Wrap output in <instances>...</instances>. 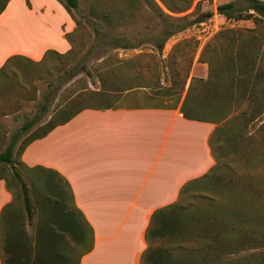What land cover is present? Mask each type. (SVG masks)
<instances>
[{"label": "trees", "instance_id": "obj_1", "mask_svg": "<svg viewBox=\"0 0 264 264\" xmlns=\"http://www.w3.org/2000/svg\"><path fill=\"white\" fill-rule=\"evenodd\" d=\"M9 1L0 0V14ZM57 1L75 23L74 31L65 35L70 50L64 54L47 51L38 62L22 56H12L0 69L2 79L11 68L28 71L31 65L38 67L48 57L72 55L73 36L81 25L73 17V11H79V0ZM144 1L163 23L159 33L152 36L157 52H162L171 37L200 22L199 19L169 17L154 0ZM191 1L179 12L186 11ZM242 4V7H236L233 2H228L216 7L217 13L225 19L251 21L254 27L245 30H221L213 37L212 44L203 48L197 62L208 65L206 80L192 77L186 87L190 77L191 59L182 79L178 73L170 74L171 85L165 89L164 96L175 95V106L184 93L180 107L183 117L216 125L209 137L215 164L202 177L183 185L175 203L152 213L145 232L147 247L141 255L140 264H214L215 261H220L223 254H238L246 249L256 248L254 246L261 247L264 243V216L258 213L250 217L242 215V212L246 214L247 209L253 208L249 204L251 200H264V188L259 190L247 177L232 176L233 170L228 166L226 170H221L216 163L219 156L226 159L237 154V160L247 154L245 163L248 168L255 165L256 157L252 156L249 150L253 136L247 132V128L264 116V2L242 0ZM91 16L93 17L86 19L85 23L92 29L94 39L85 53L86 56L95 50L105 53L111 49L136 48L115 37L109 16L93 12ZM80 71L87 72L84 67L78 70L76 65L73 66L69 71L70 79L77 77ZM97 74L99 88L90 91L88 96L100 97L105 105L96 109L110 108L107 99L113 93L122 94L146 87L142 84L140 76L124 80L110 70L108 77L112 82L106 83L105 78L100 76V71H97ZM179 77V81H176ZM87 91V88L78 90L68 104L60 106L57 114H52L47 122L40 125L36 134L28 137L17 148L15 147L18 135H14L4 152L0 153V166H9V171L19 184L22 199V204L15 205L16 197L10 182L0 174V180L5 181L6 188L11 193L10 203L0 212L1 264H79L81 257L92 250V228L76 208L68 182L52 169L41 166L27 167L21 161L23 151L33 141L45 137L55 127L65 124L83 109L93 108L76 107V101ZM51 92L52 90H48L43 94L45 102L41 103L42 114L48 110L46 100ZM41 119V116H36L26 122L20 133L28 132ZM24 178L28 180V185ZM220 194H223L230 204L228 207L236 209H227L219 204L206 207L203 204L199 209L193 210L189 208L192 202L189 201L186 205L182 203L189 197L205 200ZM26 223L34 227V234H28ZM204 230L208 231V236L201 234ZM198 238L208 242L205 244L206 248L194 254L188 252V246ZM156 239L169 246L151 247L150 243ZM172 249L180 251L173 254Z\"/></svg>", "mask_w": 264, "mask_h": 264}, {"label": "crops", "instance_id": "obj_2", "mask_svg": "<svg viewBox=\"0 0 264 264\" xmlns=\"http://www.w3.org/2000/svg\"><path fill=\"white\" fill-rule=\"evenodd\" d=\"M74 29L57 0H10L0 14V69L12 56L38 62L47 51L68 52L65 35ZM193 72L186 87L192 77L207 79ZM144 91H125L110 108L83 109L21 155L25 166L52 169L68 182L93 231L92 250L79 264H140L152 213L175 203L183 185L215 164L209 137L216 125L185 119L183 99L153 104ZM128 98L147 101L124 103ZM10 201L0 180V212Z\"/></svg>", "mask_w": 264, "mask_h": 264}, {"label": "rangeland", "instance_id": "obj_3", "mask_svg": "<svg viewBox=\"0 0 264 264\" xmlns=\"http://www.w3.org/2000/svg\"><path fill=\"white\" fill-rule=\"evenodd\" d=\"M154 1L169 17L199 19L200 22L171 37L164 45L162 52H157L152 36L159 33L163 23L144 0H79V11H73V17L81 25L78 26V30L73 36L72 55L48 57L38 67L31 65L28 71L19 70L17 67L6 71L8 72L6 77L3 76V79L0 77V153L4 152L14 135H18L15 147L17 148L28 137L36 134L40 125L47 122L52 114H57L58 108L68 104L74 94L82 88H87L89 91L83 93V97L76 101V107L96 108L105 105L100 97L88 96L90 91L99 88L97 71H100V76L105 78L106 83L112 82L108 77L110 70H113L116 75H119V78H124V80L140 76L142 84L146 87L136 89L148 92L151 103L173 105L176 96H164L165 89L171 85L169 77L172 72L178 73L182 79L191 59L189 74L194 70L193 74L197 77L207 76V64L199 63L197 60L203 48L212 44L213 37L225 29L245 30L254 27L251 21L227 20L216 11L217 5L228 2H233L236 7H242V0H192L188 9L183 12H179V10L190 0ZM260 1L264 2V0ZM92 12L109 16L112 20L115 37L121 42L136 46V48L111 49L105 53L95 50L86 56L85 53L94 36L92 29L85 21L93 17L91 16ZM75 65L78 70L84 67L87 72L80 71L77 77L70 79L69 71ZM179 79L180 77L176 78V81ZM48 90H52L50 97L46 100L48 110L42 114L41 103L45 102L43 94ZM120 96L121 94L113 93L111 97H107V104L118 105ZM150 96L154 99H151ZM183 98L184 93L181 96V99ZM146 101L145 98H137V100L128 98L124 100V103ZM36 116H41V121L35 123L28 132L20 133L23 124L33 120ZM247 132L253 136L249 150L252 156L256 157V164L248 168L245 163L247 154L237 160L235 158L238 157L237 154L226 159L219 156L216 163L221 167V170H226V166L233 170L232 176L249 178L253 185L262 190L264 188V162H262L264 160V116L250 124ZM0 170H2L0 174L5 177L7 182H10L12 192L16 197L15 205L22 204L19 184L9 171V166H0ZM24 181L27 185L29 184L26 178ZM189 201L193 203L189 206L193 210L199 209L203 204L206 207L218 204L227 209L230 207H228L230 204L223 194L205 200L189 197L182 203L186 205ZM249 204L253 208L247 209L246 214L242 212L243 216L250 217L255 213L264 216V200L260 201L255 198ZM26 230L29 235L34 234L32 225L27 224ZM262 233L264 234V228ZM201 234L208 236V231L204 230ZM205 244L208 242L198 238L188 246L187 250L190 249L188 252L194 254V252L206 248ZM150 246L165 247L166 244L156 239L150 243ZM254 247L256 248L246 249L234 255L223 254L220 261H215L214 264H264V243L261 247ZM179 251L172 249L173 254Z\"/></svg>", "mask_w": 264, "mask_h": 264}]
</instances>
